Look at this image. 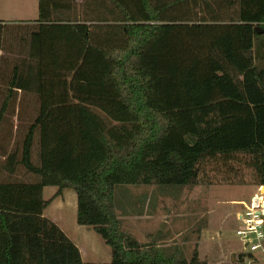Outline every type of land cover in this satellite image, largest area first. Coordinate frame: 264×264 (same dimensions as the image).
Instances as JSON below:
<instances>
[{"label":"trees","instance_id":"obj_1","mask_svg":"<svg viewBox=\"0 0 264 264\" xmlns=\"http://www.w3.org/2000/svg\"><path fill=\"white\" fill-rule=\"evenodd\" d=\"M75 1L39 0L18 44L29 61L0 53V264H208L123 231L115 190L193 186L207 162L241 155L264 186V0H108L81 13ZM48 186L76 194L77 223L111 248L108 263L84 262L44 216Z\"/></svg>","mask_w":264,"mask_h":264},{"label":"rangeland","instance_id":"obj_2","mask_svg":"<svg viewBox=\"0 0 264 264\" xmlns=\"http://www.w3.org/2000/svg\"><path fill=\"white\" fill-rule=\"evenodd\" d=\"M38 16L39 0H0V21H6L3 23L4 56L12 59L18 51L16 49L21 43V37L34 30V26L27 21L9 20ZM32 108L34 110L35 107ZM14 124H21V130L25 127L17 119H14ZM5 127L8 128L7 125ZM13 138L12 143L21 142L19 132ZM35 142L33 160L39 166L38 137ZM246 161L247 158L241 155L228 163L207 162L202 167L198 182L193 186L116 187L115 206L122 230L142 244L179 253L187 260H191L197 251L199 258L208 264L230 263L233 262V256L237 261L242 251L235 233V214L241 209L238 203L249 200L259 188L253 184ZM2 167L3 160H0V172ZM20 178L36 180L28 173L20 175ZM55 191L57 189H46L44 197L53 201ZM65 191L61 199L58 197L57 203L48 207L49 215L48 212L46 215L65 226L69 237L81 246L86 256L89 254L96 259L94 261L108 263L111 248L92 228L77 224V210H74L73 204L76 194L71 190Z\"/></svg>","mask_w":264,"mask_h":264},{"label":"built area","instance_id":"obj_3","mask_svg":"<svg viewBox=\"0 0 264 264\" xmlns=\"http://www.w3.org/2000/svg\"><path fill=\"white\" fill-rule=\"evenodd\" d=\"M236 237L242 251L238 254L244 264H264V188L249 200L238 203Z\"/></svg>","mask_w":264,"mask_h":264},{"label":"crops","instance_id":"obj_4","mask_svg":"<svg viewBox=\"0 0 264 264\" xmlns=\"http://www.w3.org/2000/svg\"><path fill=\"white\" fill-rule=\"evenodd\" d=\"M72 5L76 8V11L77 12H79V13H81V12H84V11H93V10H96V11H98V10H106V9H108V10H111V9H113L112 7H111V3L108 1V0H76L75 1V3H72ZM104 8H106V9H104ZM39 17V16H38ZM38 17L37 18H23V19H15V20H9V21H13V22H24V21H27L29 24H32L33 26L34 25H36V20L38 19ZM6 21H0V23H5ZM18 50V51H17ZM16 54L14 55V57H13V60H14V65H16V64H18L21 60H30V58L28 57V56H26V55H24L26 52L28 53V51H29V49L26 51L25 50V52H24V54H22V55H20L19 53H20V48H19V46L17 47V49H16ZM1 53V55H3L2 53V51L0 52ZM34 60H32V62H33ZM21 66V65H20ZM20 69L19 70H23V71H25V72H27L28 70H30V69H32V70H35V63L33 62L32 63V65L31 66H29V64L27 63V65H25V66H22V67H19ZM14 69H15V67H14ZM48 188H51L52 190L53 189H57L56 187H52V186H48V187H46L45 189H44V194H45V191H46V189H48ZM56 192L57 191H55V194H56ZM66 191H64V193H65ZM63 193V194H64ZM54 194V195H55ZM53 195V196H54ZM60 199H61V197H59ZM44 199L45 200H47V201H49L50 200V198L49 199H46L45 197H44ZM57 201H58V198H55V199H53V201L51 202V204L48 206V207H50L51 205L53 206V204H55V203H57ZM74 210H77V197H76V195H74ZM48 209V208H47ZM45 210V212H44V216H46L47 218H49L50 220H52L53 222H55L54 221V219L53 218H51V217H48V215H49V212H48V210ZM48 212V215H46V213ZM60 228H61V230L65 233V234H67V236L69 237V235H68V233L66 232V229H65V226L64 225H62V224H60V223H58V222H55ZM78 224V223H77ZM79 225V224H78ZM80 226V225H79ZM70 238V237H69ZM71 239V238H70ZM72 240V239H71ZM73 242H74V240H72ZM77 246H78V248H79V250H80V252H81V255H82V259H83V261L84 262H86V263H102V262H97V261H94V260H96V259H94V257H91V255H85L84 254V252L82 251V248H81V246H79L76 242H74ZM111 260V257H110V259H109V261Z\"/></svg>","mask_w":264,"mask_h":264},{"label":"water","instance_id":"obj_5","mask_svg":"<svg viewBox=\"0 0 264 264\" xmlns=\"http://www.w3.org/2000/svg\"><path fill=\"white\" fill-rule=\"evenodd\" d=\"M263 188H264V186H263ZM232 261H233V262H235V261H236V257H235V256H233V259H232Z\"/></svg>","mask_w":264,"mask_h":264}]
</instances>
